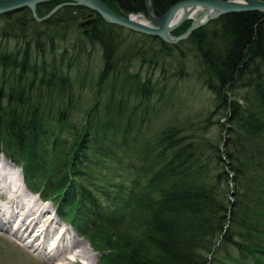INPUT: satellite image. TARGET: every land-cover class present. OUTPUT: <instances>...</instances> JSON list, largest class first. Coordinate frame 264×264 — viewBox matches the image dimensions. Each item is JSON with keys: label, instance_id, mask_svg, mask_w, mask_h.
<instances>
[{"label": "trees", "instance_id": "obj_1", "mask_svg": "<svg viewBox=\"0 0 264 264\" xmlns=\"http://www.w3.org/2000/svg\"><path fill=\"white\" fill-rule=\"evenodd\" d=\"M101 1L145 13L144 0ZM190 77L209 111L168 105L172 81ZM0 153L100 264H264V14L223 16L174 46L83 7L41 23L0 15Z\"/></svg>", "mask_w": 264, "mask_h": 264}, {"label": "rangeland", "instance_id": "obj_2", "mask_svg": "<svg viewBox=\"0 0 264 264\" xmlns=\"http://www.w3.org/2000/svg\"><path fill=\"white\" fill-rule=\"evenodd\" d=\"M200 15H201V13H199L196 16V18H198ZM93 65H94V67H96V63H94ZM146 69H147L146 67L143 68V75H145ZM157 74L158 73H156V75ZM174 82L175 81H172L171 87H169L171 89L174 88L172 96H171V100H170L171 102L168 103V105H170L171 109H173L174 111H177L178 114H184V115H189V114H191L193 112L194 113L195 112L204 113L205 111L208 110L207 109L208 108V106H207L208 104L207 103L210 102L211 96L206 90H204L203 88L200 87V85L195 81V79L190 77L189 79H187L184 82H179L177 84H174ZM93 88L94 87H91V86L88 85L83 90H81L80 94H81V97H82L83 101H84V99L89 98L90 95L93 96V93H94L93 91H96ZM86 100H89V99H86ZM153 101H155V100H153ZM162 111H164V113L167 112L166 109H163ZM225 147H226V145H225ZM0 155H2L6 161H8V162H10L12 164V162L4 154L0 153ZM12 165H14V163ZM16 166L14 165V167H16ZM13 171H11V172H12L14 178L16 179V181L20 182L19 184L22 183V185H23L22 175L20 176V178H21L20 179V178H18V173L17 172H13ZM41 181H43V180H41ZM3 184H4L3 182H0V264H64L65 261L64 262L63 261H54V259L51 258V256L54 254V251L56 249L53 250L51 253H50V250L40 252V254L43 255L42 257L41 256H35L30 251L32 249L31 248H27L26 245L29 242V243H32V246L37 248V244L33 243L32 239H27V242L26 241H22L21 237H20V236H22V233L15 231V229L17 228L16 223H19L18 219L15 220L16 223L14 221H11L9 224L4 225V223L6 222L5 218H3L4 214H6V213L7 214H11V213L13 214L14 213V215L27 214V209H25V207L22 210V208L21 209L16 208V205L19 202H21V203L22 202L23 203L27 202V204L30 205V202L28 201L26 196H25V198L22 197V200L16 201V202L13 203L12 206H10V208H9L10 210L5 211V208L8 206V204L6 203V201L8 199H6V197L3 196L2 187H1V186H3ZM24 187H25V185H24ZM22 189H23V187H22ZM11 192H9V194ZM9 194H5V195L9 196ZM12 195L15 197L14 200H16V196L18 195V192H16V193L14 192ZM48 202H50V203L46 204V203H43L41 201L42 204H40L42 206V209H46V212H47L46 213L47 214V216H46L47 218H46V220L44 221L43 224H46V227H47L46 233H48V237L50 236L49 233L53 234L54 231L56 229H58V228H60L58 230V232L60 230L64 232V235H63L64 237L62 236V238L60 240L61 248H62L63 245H65V244L67 245L68 244L67 236L71 237L72 233L70 231V228L68 227V225L71 224V223L69 221L67 222L66 220H60L58 217L54 216L53 214H54V208H55L54 204H55V202H51V201H48ZM11 210H13V211H11ZM68 210L71 211V208H65V212H68ZM54 217H55V220H56V224L55 225L58 227L55 230L53 229V225L50 228V225L47 222L51 218H54ZM47 224H48V226H47ZM86 225H87V223L85 224V226ZM82 227H84V225ZM104 227H105L104 223L102 225H99L97 227V230H95V231L93 230L94 232L92 231L93 233L91 234V236L96 235L97 231L103 229ZM11 229L14 231V233L12 232ZM65 231H66V233H65ZM74 233H76L75 229H74ZM77 234H79V235L78 236H76L75 234H72V235L75 237L73 239L76 240V242L79 244L78 245L79 248L74 249L72 251V253L68 254L67 255V259L74 260L73 253L75 251L74 254H76V252H77V254H79L78 258L76 259L77 264H100L101 254L99 252H97L93 248V246L91 245L90 241L87 240V238H85L84 236H80L81 233H79V232H77ZM86 234H88V233H86ZM59 236H60V234H59ZM60 242L58 243V246H60ZM80 247L81 248L85 247V248H84V250H82ZM59 249L57 250V252H59ZM39 251H41V249H39ZM78 251H79V253H78Z\"/></svg>", "mask_w": 264, "mask_h": 264}, {"label": "water", "instance_id": "obj_3", "mask_svg": "<svg viewBox=\"0 0 264 264\" xmlns=\"http://www.w3.org/2000/svg\"><path fill=\"white\" fill-rule=\"evenodd\" d=\"M49 1L52 0H3L0 1V15L21 9H28L33 19L41 23L52 17L62 7H83L96 13L108 24L141 35L157 37L167 44L175 45L180 41L186 40L189 35L200 28L202 26L201 20L205 18L209 21L225 14L240 12H259L264 14V1L259 0H244L237 5L218 0H188L175 4L161 16H156L151 11L150 0H144L145 13H131L126 15L115 13L101 0H69L68 3L55 6L45 16L38 17L36 14L37 6ZM199 11L202 12L201 16L194 20L186 32L179 36L172 34L179 26L185 21L192 19ZM180 12L181 14L178 15ZM225 145L226 143L223 144V150L225 149ZM230 186L232 189L231 200L233 201V183Z\"/></svg>", "mask_w": 264, "mask_h": 264}, {"label": "bare ground", "instance_id": "obj_4", "mask_svg": "<svg viewBox=\"0 0 264 264\" xmlns=\"http://www.w3.org/2000/svg\"><path fill=\"white\" fill-rule=\"evenodd\" d=\"M218 1H221V2H227V3H233L235 5L239 4V2H243L244 0H218ZM260 1V0H259ZM68 3V2H67ZM63 8V7H62ZM19 11V10H18ZM13 12H16V11H13ZM12 13V12H10ZM199 13H202V12H198L195 16H193L192 19L190 20H187L185 21L183 24L189 22V21H192V24L194 22V20L198 19L196 18V16L199 14ZM240 13H252V12H240ZM256 13H259V12H256ZM8 14V13H7ZM136 14V13H135ZM181 12L178 14L180 15ZM229 14H239V13H229ZM229 14H225V15H222L218 18H215V19H212V20H207V18L201 20V23H202V26L200 28H198L197 30H195L193 33H195L196 31H198L199 29L203 28L204 26H206L207 24H209L210 22L212 21H215V20H218L219 18L223 17V16H226V15H229ZM263 14V13H262ZM5 15V14H3ZM201 16V15H200ZM182 24V25H183ZM191 24V25H192ZM180 27V26H179ZM179 27L177 29H179ZM191 27V26H190ZM189 27V28H190ZM192 33V34H193ZM189 35V37L187 39H189L191 36ZM175 36V35H174ZM151 37V36H149ZM157 38V37H155ZM159 39V38H158ZM186 39V40H187ZM186 40H183V41H180L178 42L177 44L179 43H182ZM165 43V42H164ZM167 44V43H166ZM175 44V45H177ZM171 45V44H169ZM174 46V45H173ZM225 151V149H224ZM14 170V171H13ZM17 172L18 173V178H20L21 176V171L20 169L14 167V165H12L10 162L6 161L4 159V157L2 155H0V182H3V186L2 187V193H3V196L6 197V199H8L6 201V203L8 204V206L5 208V211H8L10 210V206L13 205L14 202L16 201H20L23 198H25V196L27 197L28 201L30 202V205L26 203H21L19 202L17 205H16V208L18 209H21L22 210L24 209H27V214H18V215H14V213L12 214H4L3 218H5L6 222L4 223V225H7L9 224L11 221H14L15 220H19V223H16L17 225V228L15 229L16 232H20L22 233V236H25L26 239H32V242L33 243H36L37 244V250L41 249V252L42 251H47V250H50V253L54 251V254L51 256L52 259H54V261H65L64 264H77L76 262V259L78 258V255L77 252L76 254L75 251L73 253V257H74V260H70V259H67V255L72 253V251L76 248H79V244L77 242H75L76 240H74L72 237H68L67 236V239H68V244L67 245H63L61 251L57 252V250L59 248H61V238L62 236L64 235V232L61 234V236H59V234L61 233V230L58 232V230L60 228H58L55 224H56V220H55V217L54 218H51L48 222V224L50 225V228L52 227L53 225V229L55 230L54 233H49L50 236L48 237V233H46L47 231V227H46V224H43L44 221L46 220V216H47V212H46V209H42V206L40 204L41 201L40 199L36 196V195H33L31 193H29L25 187L21 184H19L20 182H17L16 179L14 178L12 172ZM17 176V175H16ZM21 179V178H20ZM20 181V180H19ZM23 187V189H22ZM27 188V187H26ZM16 193L18 192V195L16 196V200H14V196L12 195L13 193ZM9 192H11L9 194ZM5 194H9L8 195H5ZM235 194V192H234ZM13 211V210H11ZM9 213V212H8ZM14 219V220H13ZM10 220V221H9ZM13 223V222H12ZM47 224V226H48ZM11 226V225H10ZM25 228V229H24ZM49 228V229H50ZM15 232V233H16ZM66 232V231H65ZM64 237V236H63ZM59 239V240H58ZM60 242V246L58 247V243ZM57 244V245H56ZM87 246V245H86ZM81 248V247H80ZM85 248V247H84ZM84 248H81L82 250H84ZM89 248V247H88ZM80 249V250H81ZM81 250V251H82ZM87 250V249H86ZM77 251V250H76ZM80 251V252H81ZM90 251V250H89ZM56 252V253H55ZM86 252V251H85ZM92 252V251H91ZM49 253V254H50ZM79 253V251H78ZM81 254V253H80ZM91 254V253H90ZM50 258V259H51ZM51 259V260H52ZM82 259V258H81ZM70 260V261H69ZM88 261V260H87ZM81 262V261H80ZM53 263V262H52Z\"/></svg>", "mask_w": 264, "mask_h": 264}]
</instances>
